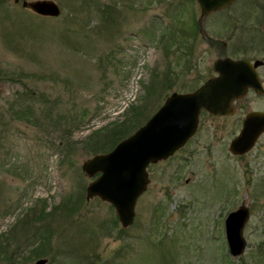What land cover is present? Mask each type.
<instances>
[{
    "label": "rangeland",
    "instance_id": "1",
    "mask_svg": "<svg viewBox=\"0 0 264 264\" xmlns=\"http://www.w3.org/2000/svg\"><path fill=\"white\" fill-rule=\"evenodd\" d=\"M54 1L55 18L0 0V115L11 104L33 112L0 124V243L18 247V264H264V133L243 156L228 151L243 114L264 109L263 96H244L231 120L199 116L182 148L148 166L150 183L126 229L113 224L109 203L86 200L97 175L81 169L89 132L123 120L132 104L147 105L140 119L153 108L151 116L236 49L226 39L234 6L203 21L196 0ZM250 1H239L236 14L264 20V0ZM243 203L247 245L231 257L223 220ZM45 228L41 256L30 254Z\"/></svg>",
    "mask_w": 264,
    "mask_h": 264
},
{
    "label": "water",
    "instance_id": "2",
    "mask_svg": "<svg viewBox=\"0 0 264 264\" xmlns=\"http://www.w3.org/2000/svg\"><path fill=\"white\" fill-rule=\"evenodd\" d=\"M20 0H13L18 3ZM234 0H196L201 18L224 8ZM21 5L33 13L56 17L61 10L54 0H21ZM217 76L208 79L191 93L172 92L158 109L132 134L118 141L108 152L94 154L81 164L84 175L97 176L85 188V198L98 197L111 204L119 226L132 224L138 197L150 183L147 168L159 160H167L196 132L199 114L206 110L212 115H229L232 102L245 95L248 88L261 94L262 85L251 64L245 60L218 59L212 63ZM239 133L230 141L233 155L247 153L264 132V112L245 114ZM248 206L243 203L230 211L225 220V237L232 257H239L246 248L243 236L249 219ZM38 258L30 264H46Z\"/></svg>",
    "mask_w": 264,
    "mask_h": 264
},
{
    "label": "trees",
    "instance_id": "3",
    "mask_svg": "<svg viewBox=\"0 0 264 264\" xmlns=\"http://www.w3.org/2000/svg\"><path fill=\"white\" fill-rule=\"evenodd\" d=\"M106 8L111 9V7L109 6H107ZM164 85L165 84L163 83L162 86ZM148 89L151 92L154 91L152 86H150ZM155 106L157 107V104ZM143 108H147V105L145 106L144 104H140V105L132 104L128 109H126L127 111L124 112L123 120L111 121L108 124L89 132V134L86 137L87 138L86 142L84 143L86 144V150L88 151L85 154L92 156L94 154L108 152L118 143V141H121L122 139L126 138L131 133H133L134 130H136L140 125H142L149 118L150 116L149 114L154 110L153 108L152 110L148 109L149 114L146 113V116L140 119L143 114ZM32 114L33 112H32L31 107H27L24 111L20 107L18 106L16 107L15 104H11L6 114L0 115L1 116L0 124L2 126L8 125L9 121H12L11 119L14 117L20 120L26 119V118L31 119L33 118ZM2 130L3 128L0 129V131ZM60 205H63V204H60ZM71 208H73V206H70L69 209ZM44 210L45 209L40 208V215L44 214ZM36 218H38V214L36 215ZM22 222H23V219L21 218L18 224L16 225V228H18V226H20ZM112 222L115 225L118 224L117 218L115 217V219ZM44 230H47V233L44 235L45 241H43L41 245L38 244L36 247H34V249L30 251V254L35 255V256H41L40 250L45 248L47 239L49 238V234L51 233V231L48 228H45ZM17 250H18V247H14L9 244L0 243V264H18L16 262L18 261L17 257L15 256Z\"/></svg>",
    "mask_w": 264,
    "mask_h": 264
},
{
    "label": "flooded vegetation",
    "instance_id": "4",
    "mask_svg": "<svg viewBox=\"0 0 264 264\" xmlns=\"http://www.w3.org/2000/svg\"><path fill=\"white\" fill-rule=\"evenodd\" d=\"M239 1H241V0H234L228 6H226L224 8H221L219 10H215L214 12H211V13L205 15L201 19L204 21V19L207 16L211 15L212 13L222 12V10L227 9V8L231 7L232 5L234 7H233V9H231L230 12L236 11V13H237V12H239V10H241V9H239L240 7H236V5H237V3ZM247 1L249 2L250 0H247ZM250 3H252V2L250 1ZM236 13L232 14V15H229L231 18L235 17V19L233 20V23H229L230 25L232 24V29L226 36L227 37L226 39H230V40H232V42H234L236 44V49L231 51V52H229V53H226L225 55H222L219 58L214 59L210 63L211 64L210 74L206 77V79H204L202 81V83H204L209 78H213V77L217 76L216 72L213 70V67H212L213 64L212 63H214L218 59L230 58L232 60H245V61L249 62L251 64V66H252L251 67V71H253L256 74V76L260 80L261 84L262 85L264 84V76H262L261 73L259 72L260 69L264 68V20H262L260 18V15H262V14H257V15L249 17L248 15H241V14H236ZM200 17H201V15H200ZM200 30H204L203 27ZM228 30H230V29H228ZM227 31H225V32H227ZM211 32L212 31L210 30L209 31L210 35H211ZM215 32H213V33H215V34L218 33L219 35H226L225 33L221 34L219 31H215ZM232 34H234L233 37H232ZM208 35H206V36L204 35L203 36L205 40L208 39L207 38ZM219 42H220V44L221 43L223 45L225 44V42H222L220 40H219ZM206 43H208L209 46L212 45L211 46L212 48L214 47V43L212 41L209 40ZM202 83H200L198 86H196L191 91L195 90ZM262 91L263 92L261 94H258L255 91L254 88H248V90H247V92L245 93L244 96H246L249 93H252V94H258V95H261V96L264 97V87L263 86H262ZM244 96H242L241 98H238V99H236V100H234L232 102L231 105H232L233 110H234L233 114L212 116L206 110H201L200 116L206 115V116H212V117H215V118H224V119H228V120L230 119L231 120L236 114V109H237L238 102H240L243 99ZM251 111L264 112V109H252V110L246 111L243 114V118L241 119V124H242V121H243V119L245 117V114H247V113H249ZM241 124H239L240 125V129H241V126H242ZM234 125H235V123L231 122L230 126H231L232 129H234V127H235ZM260 136H261V134H260ZM258 139H257V141H258ZM257 141H256L255 145L257 144ZM255 145H253V146L255 147Z\"/></svg>",
    "mask_w": 264,
    "mask_h": 264
}]
</instances>
